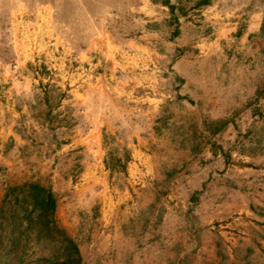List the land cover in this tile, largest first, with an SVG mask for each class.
<instances>
[{
    "label": "rangeland",
    "instance_id": "1",
    "mask_svg": "<svg viewBox=\"0 0 264 264\" xmlns=\"http://www.w3.org/2000/svg\"><path fill=\"white\" fill-rule=\"evenodd\" d=\"M27 184L81 264H264V0H0V264H58Z\"/></svg>",
    "mask_w": 264,
    "mask_h": 264
},
{
    "label": "trees",
    "instance_id": "2",
    "mask_svg": "<svg viewBox=\"0 0 264 264\" xmlns=\"http://www.w3.org/2000/svg\"><path fill=\"white\" fill-rule=\"evenodd\" d=\"M7 199L11 200L8 210L9 232L14 233L22 229V222L17 225V220L21 217L24 222L26 221L24 226L26 231L38 229L39 233L49 236L51 241L54 240L55 248L51 257H56L58 264H81L76 243L55 225L53 220L55 201L50 191L36 184H27L9 188L5 194V200ZM13 243L12 240L9 245Z\"/></svg>",
    "mask_w": 264,
    "mask_h": 264
}]
</instances>
